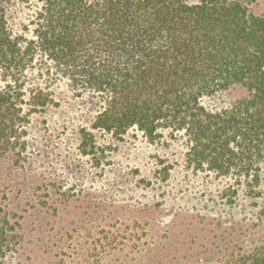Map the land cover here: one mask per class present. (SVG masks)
<instances>
[{"label":"trees","instance_id":"1","mask_svg":"<svg viewBox=\"0 0 264 264\" xmlns=\"http://www.w3.org/2000/svg\"><path fill=\"white\" fill-rule=\"evenodd\" d=\"M24 1L39 5L31 37L13 36L0 3V157L25 150L24 107L50 104L29 76L67 80L103 101L93 130L137 128L150 142L170 132L184 140L189 166L236 177L238 199L243 188L255 200L258 230L223 264H264V17L250 11L259 0ZM234 86L247 96L231 108L201 104ZM18 238L0 210V264Z\"/></svg>","mask_w":264,"mask_h":264},{"label":"rangeland","instance_id":"2","mask_svg":"<svg viewBox=\"0 0 264 264\" xmlns=\"http://www.w3.org/2000/svg\"><path fill=\"white\" fill-rule=\"evenodd\" d=\"M0 3L13 36L31 37L39 5ZM250 11L264 17V0ZM29 79L51 101L40 112L24 107L25 150L0 157V210L19 235L3 264H223L238 257L258 230V214L243 188L238 199L236 177L189 166L184 140L170 132L150 142L137 128L120 137L93 130L103 104L97 94L79 95L67 80L35 72ZM246 96L234 86L201 104L215 113ZM259 167L264 191V161Z\"/></svg>","mask_w":264,"mask_h":264}]
</instances>
